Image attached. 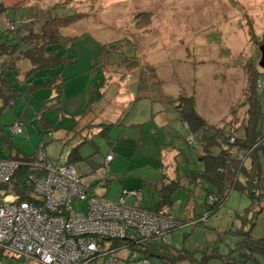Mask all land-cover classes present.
Instances as JSON below:
<instances>
[{"label": "rangeland", "instance_id": "rangeland-1", "mask_svg": "<svg viewBox=\"0 0 264 264\" xmlns=\"http://www.w3.org/2000/svg\"><path fill=\"white\" fill-rule=\"evenodd\" d=\"M1 1L0 7L5 12L0 15V32L10 40L31 31L38 32L49 16L88 15L64 28L62 34L72 41L68 46H57L60 53L74 57L72 75L81 73L80 84L74 86L80 94L76 98L79 106H74L65 96L60 100L49 88L29 96L25 92L24 76L31 64L26 59L19 60L16 73L8 70V80L22 95L14 105L1 110L2 131L11 138V143L0 139V159H8L17 152L31 156L45 145L44 151L52 161L59 158L65 163L71 149L88 138L95 144L88 141L83 145L82 154L88 161L72 166L87 183L95 184L107 175L109 179L110 172V165L107 172L104 156L98 151L104 154L113 151V143L123 132L122 124L131 133L138 127L133 125L145 123L140 138L161 141L162 153L168 152L164 161L175 159L178 162L177 174L184 188L175 194L172 211L183 224L166 233L164 239H156L158 253L161 254V248L167 249L166 254L175 255L180 264H200L204 259H208L209 264H217L221 256L250 254V248L240 243L246 232H250L253 240L264 239V204L263 209L259 206L253 210L250 196L235 190L216 214L208 220L203 218L206 207L210 208L206 204V189L213 194L217 189L204 182L195 184L188 178L190 170L198 171L203 167L199 160L201 145L197 141L189 144L192 135L181 121L173 101L194 95L198 111L207 123L224 127L226 134L230 129L237 131L245 125L247 111L242 103L246 101L244 94L249 92L254 66L262 74L260 80L264 81V70L258 64L259 46L264 43V0H26L20 8L10 7L19 0ZM141 14L148 15L151 23L138 30L137 17ZM9 22L17 30L22 26L23 29L5 32ZM128 41L131 43L127 44ZM112 46H116L117 51H113ZM102 48L111 51L107 57L110 56L109 61L114 66L113 74L99 66L101 60L106 59L105 51L102 56L99 54ZM9 60L3 58L0 65ZM133 61L139 66L130 70L128 65ZM147 69L154 71V75ZM56 72V69L39 72L33 81L43 82ZM139 97L145 98L136 102ZM262 105L264 111V100ZM42 113L55 123L56 130L52 134L45 135L40 129L38 118ZM92 114L103 122L118 121L115 122L118 125L110 127L109 137L102 136V127L95 126L89 127L82 136L74 137L73 130L79 123L85 126L94 121ZM83 115L87 117L82 118ZM15 122H22V134L13 133L11 127ZM121 146L130 147L129 141L123 140ZM114 155L120 160L111 168V178L116 175L123 180L127 172L132 173L131 151L120 156L114 152ZM140 155L138 152L134 158ZM92 170L88 176L87 172ZM165 172L174 174L171 168ZM154 175L155 172L145 169L142 163L136 175L125 180L137 181L142 177L149 180ZM112 184V190L94 185L87 200L74 201L73 207L78 210L87 205L92 195L102 194L99 189H109L105 198L114 199L122 184L118 181ZM158 199L157 193L150 194L145 188L136 202L150 209ZM126 204L133 206L135 202L128 198ZM197 220L200 223L195 225L193 221ZM122 254L128 257L130 264H140L146 257L130 249ZM257 258L264 262L263 256L257 255ZM0 262L20 264L21 259L6 253L0 256ZM152 262L158 263V259L153 258Z\"/></svg>", "mask_w": 264, "mask_h": 264}, {"label": "trees", "instance_id": "trees-1", "mask_svg": "<svg viewBox=\"0 0 264 264\" xmlns=\"http://www.w3.org/2000/svg\"><path fill=\"white\" fill-rule=\"evenodd\" d=\"M1 2L2 1L0 0V3ZM25 3L26 0H19L10 7L20 8ZM4 12L5 9L0 7V15ZM86 15L88 14L75 13L64 17L49 16L45 24L38 32L31 31L25 36L13 38L12 40H10L6 34L0 32V60L3 58L10 59L7 63L2 62L0 65V101L3 103L0 105V118L1 110L9 105H14V101L22 95V93L8 80L10 76L8 75V70H14V73H16L15 70L17 69V64L21 59H26L31 64V69L28 70L24 76V83L27 84L25 92L29 96L33 95V93L42 88H49L52 92L56 93L60 100L62 99L64 85L66 82L63 71L68 65L73 63L74 57L68 54L60 53L57 46H68L71 43L72 39L64 36L62 34V30L75 24ZM138 17L137 21H139L136 23V28L138 30L150 25L151 22L148 15L141 14L138 15ZM8 24L15 27V25L11 22ZM8 24H6L4 31L12 32L8 30ZM22 29L23 26L19 30L15 28L13 31L20 32ZM129 43H131V41H128L127 44ZM112 47L113 51H117L116 46ZM103 51H105L106 59L101 60V65L99 66H102L104 70H109L110 67H113L112 63L109 61L110 56L107 57L111 51H106V48H102L99 53L101 56L103 55ZM138 66V62L135 61L130 62L128 65L130 70L138 68ZM253 68H255V70H252L250 73V80L252 82L250 84L249 92L244 94L246 101L242 103L247 111V120L245 125L237 131L230 129L229 133L226 134L225 129H223L224 127L209 125L205 118L199 113L197 99L194 95L179 97L173 101V103L176 104L175 109L178 110L181 121L185 124L189 133L192 135L189 139V144L192 145L195 141H197L201 145L199 160L201 161L203 167L198 171L190 170L187 175L188 178L195 184L198 182H204L206 185L213 186L217 189L216 194H213L206 189V204L210 206V208L206 207V213L203 215L205 220H208L211 216L216 214L224 206V203L229 198L230 194L235 190L243 191L250 196L253 202V210L259 206L263 209L264 111L262 104L264 100V88L259 89L258 84L259 81L262 83H264V81L260 80L262 77L259 76H262V74L259 70L255 66ZM54 69H56L57 72L50 79L41 83L33 81L39 72L47 70L54 71ZM146 71L152 72L149 70ZM38 121L40 129L45 135L52 134L56 130L55 123L47 120L45 113L40 114ZM113 124L114 123L98 124L102 127L101 135L108 137V130ZM93 126L95 125L91 124L90 127ZM2 130L3 126L0 122V139L11 143V138L8 135L6 136L3 134ZM83 131H78V133H74L73 136H82ZM232 138L235 140L234 143H231ZM88 141L90 140L85 138L83 142L74 146L64 164L73 165L77 162L86 161L88 158L82 156V148ZM44 150L45 145H43L39 151H36L31 156L17 152L15 155L11 154L8 159L31 160L34 159L39 152H43L46 159L48 161H52ZM179 154L181 155V153ZM57 160H59V158ZM110 162L108 163L107 172H109ZM34 173L35 171L33 168L29 166L21 167L12 181L8 185L4 186L3 189L20 193V195L23 196V199H28V196L26 195V190L28 188L25 185V181L30 174ZM163 176L164 177L160 178L161 186L158 190L159 199L150 209L142 208L140 204H137L136 202L142 194V190L123 189L120 196H122L123 191L136 192L137 196L128 197L129 199L132 198L134 200V207L136 206L148 212L172 217L176 220V222H179V225L176 227L178 228L183 223H180L178 218L176 219L173 216L172 211L175 202V194L181 189H184L181 183L182 181L179 175L177 179L174 180L168 179L165 175ZM79 177L85 180L83 176L79 175ZM103 180L107 183L106 187L114 181L107 179V177ZM103 180H100L99 182ZM99 182H97V184L101 186ZM87 184L89 185V183ZM261 209L258 212H261ZM193 222L197 225L200 223V220ZM157 238L164 239V236H154L153 238L144 241H138L136 239H102L100 244L105 252L115 254L126 264H130V262L128 257L126 258L123 256L122 252L127 249H130L131 252L146 254L145 259L141 260L140 264H180L179 259L175 255L170 257L166 254V252H168L167 249L161 248V254L158 253L155 245ZM240 244L249 247L251 250L250 254L240 253L236 255L237 257L221 256V261L217 264H264V262H261L257 258V255L264 257V239L253 240L250 232H246L243 242ZM241 249H244V246H242ZM4 254H6V252L0 249V256ZM153 258H157L158 263H153ZM200 264H209L208 259H204Z\"/></svg>", "mask_w": 264, "mask_h": 264}, {"label": "built area", "instance_id": "built-area-1", "mask_svg": "<svg viewBox=\"0 0 264 264\" xmlns=\"http://www.w3.org/2000/svg\"><path fill=\"white\" fill-rule=\"evenodd\" d=\"M7 28L15 29L11 24ZM258 87L264 88V83L259 81ZM12 131L21 134L23 124L16 122ZM112 159L107 156L106 168ZM23 166L35 171L25 181L28 199L3 189ZM90 194V186L72 165L48 161L43 152L31 160L0 159V249L18 256L20 264H126L105 252L100 241H144L163 237L178 225L172 217L128 206V197L136 192L123 191L116 201L92 195L87 205L73 207L74 201L84 203Z\"/></svg>", "mask_w": 264, "mask_h": 264}, {"label": "crops", "instance_id": "crops-1", "mask_svg": "<svg viewBox=\"0 0 264 264\" xmlns=\"http://www.w3.org/2000/svg\"><path fill=\"white\" fill-rule=\"evenodd\" d=\"M73 65H74V61H73L72 64H70V65H68L66 67L67 70L64 69V71H63V74L65 76L66 82H65V85H64V92H63L62 96H65L66 98L67 97L70 98L72 103L74 102V106H77V105L79 106L78 103L76 104V102H77L76 98L79 97L80 94L76 93L77 91L74 90V86L75 85L78 86V84H80L79 81L81 79H80L79 76L81 75V73H76V75L73 76L72 72L75 69L74 68L75 66H73ZM113 67H110L109 70H105V71L109 72L110 74H113L114 73V71H113L114 68ZM149 71H151V70H149ZM148 73L151 74V75H154V71L148 72ZM78 79H80V80H78ZM142 98H145V97H139L136 100V102L138 100L142 99ZM64 100H66V99H64ZM64 100H63L62 103H64ZM0 104H1V101H0ZM92 115L94 117V118H92V119H94V121H92L90 123L95 125V127L99 128L100 126L98 124H101V123H114L113 125H118V124L115 123V122H118V121L112 120V121H108V122H103V121H100L99 118L96 115H94V114H92ZM45 116H46V114H45ZM78 116L79 115H77L76 118H78ZM86 117L87 116H85V115L82 116V118H86ZM46 118H47V116H46ZM47 120H48V118H47ZM91 124L90 125L86 124L85 126H83V125H80V123H79V125L77 126V129L75 128L73 130V133H78V131H83L84 128H85L84 131H86L91 126ZM96 125H98V126H96ZM133 126H138V127H137V130L135 132H131V133L127 132L128 131L127 130L128 127L125 126L124 124H122L120 126V127H123L124 129H123V132L118 136V140L115 143H113V145H114L113 151H110V152L104 154L103 151L99 150V148H98V150H99L98 153L100 152L104 156L103 162L105 161V164H106V156L113 153L114 158L110 162L109 179L114 180L112 183H114L115 181H118L119 183L122 184V188H121L120 192L117 193L116 196H113L114 199H111L112 201L118 200V198L120 197L121 192H122L123 189L142 190V192H143L144 189L147 188V190H148V192L150 194L155 195L157 193L158 197H159L158 190H159V188L161 186V182H160L161 179L160 178L164 177L163 175L167 176L168 179H172V180L177 179V177H178V174H177V163L178 162H176L175 159H174L173 162H165L164 161V155H165V153H168V152H163L162 153L161 141H157V142H154V141H143L142 138H140V136L143 134L142 131L145 128V123H142V125H140V126L138 124L133 125ZM99 131H100V129H99ZM82 135H83V133H82ZM108 135H110V128L108 130ZM123 140L129 141L130 147L121 146ZM92 145H95V144L93 143ZM125 148H129V151H131L130 165L132 167V173L127 172L125 177L127 178L128 176H130V178H131L134 175H136V173L139 170V166L142 163H143V166L145 167V169L155 172L154 177L150 178L149 180H146L145 177H142L141 180H137V181L136 180L135 181H131L129 179L125 180L126 178H124L123 180H120V178H118L116 175H113V177L111 178V175H110L112 173L111 168L113 167V165L118 164V162L120 160L119 157L114 155V152H117L119 154V156L122 155V154L125 155L127 152H129V151L123 152L122 150L125 149ZM138 152H141V155L136 159V158H134V154H137ZM172 153H170V154H172ZM82 156L86 158L85 155L82 154ZM86 161H88V159ZM81 162H85V161H81ZM77 163H79V162H77ZM174 165H175V169H174ZM170 168H171V170L174 171V174L171 173L170 175H168L165 171L170 170ZM92 172H93V170L87 172L88 176ZM106 177H108V175ZM112 183L108 184V187H109L110 190H112V187L114 186ZM125 184H128V187H126ZM89 185H90L91 189L93 188L94 185L98 186L97 182L95 184H89ZM109 189L107 191H104L103 189H99L98 192H100V193L102 192V194L99 193L100 196H104L105 197L109 193V191H110ZM31 264H33V263H31Z\"/></svg>", "mask_w": 264, "mask_h": 264}, {"label": "water", "instance_id": "water-1", "mask_svg": "<svg viewBox=\"0 0 264 264\" xmlns=\"http://www.w3.org/2000/svg\"><path fill=\"white\" fill-rule=\"evenodd\" d=\"M260 50V59H259V67H261L264 70V43L259 46Z\"/></svg>", "mask_w": 264, "mask_h": 264}, {"label": "bare ground", "instance_id": "bare-ground-1", "mask_svg": "<svg viewBox=\"0 0 264 264\" xmlns=\"http://www.w3.org/2000/svg\"><path fill=\"white\" fill-rule=\"evenodd\" d=\"M18 194H20V193H18Z\"/></svg>", "mask_w": 264, "mask_h": 264}]
</instances>
